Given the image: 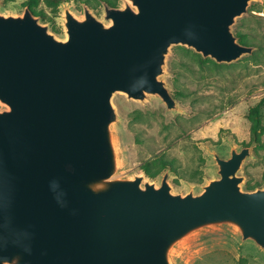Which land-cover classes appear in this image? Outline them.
<instances>
[{
    "label": "water",
    "instance_id": "water-1",
    "mask_svg": "<svg viewBox=\"0 0 264 264\" xmlns=\"http://www.w3.org/2000/svg\"><path fill=\"white\" fill-rule=\"evenodd\" d=\"M104 4L105 25L63 8L57 39L26 8L0 14V264H171L174 247L228 226L264 249V189L243 192L251 155L213 154L217 179L173 194L119 177L112 97L176 102L160 79L173 46L230 64L253 48L231 32L252 0H127Z\"/></svg>",
    "mask_w": 264,
    "mask_h": 264
},
{
    "label": "rangeland",
    "instance_id": "rangeland-1",
    "mask_svg": "<svg viewBox=\"0 0 264 264\" xmlns=\"http://www.w3.org/2000/svg\"><path fill=\"white\" fill-rule=\"evenodd\" d=\"M27 0L0 1V14L20 16ZM123 8L127 0H116ZM104 2L99 0H66L58 13L40 4L30 9L57 39L66 38L63 8L82 19L84 9L105 25ZM245 36L246 46L253 48L230 64H217L184 46H173L165 58L160 79L176 102V110H167L159 97L148 96L143 102L116 93L112 106L117 122L112 130L118 151L119 177L144 176V181L160 186L165 173L173 194L198 195L210 180L218 178L213 154L228 159L232 149L249 147L251 155L244 160L238 177L240 188L247 183L254 191L264 189V150L250 143L249 110L261 105L264 125V0H252L247 10L235 19L231 32ZM236 37V36H235ZM7 108L0 103V111ZM264 143V135L262 136ZM166 162V169L155 179L145 176V162ZM171 264H264V249L243 241L228 226L200 230L179 242L171 252Z\"/></svg>",
    "mask_w": 264,
    "mask_h": 264
},
{
    "label": "trees",
    "instance_id": "trees-1",
    "mask_svg": "<svg viewBox=\"0 0 264 264\" xmlns=\"http://www.w3.org/2000/svg\"><path fill=\"white\" fill-rule=\"evenodd\" d=\"M2 1V0H0ZM10 1V0H5ZM101 2L106 3L111 8L117 7L116 0H99ZM66 0H27L26 5L30 9H36L39 7L40 4L45 5L46 7H51L55 13H58V9L60 5L64 4ZM34 15H42L41 17L44 18L43 14L37 13L32 11ZM239 43L245 45L247 42L245 40V36L239 33L236 30L235 34ZM262 115H261V105H256L249 110L247 115V119L250 123V143H254L259 150H264V143L262 142V136L264 135V125L262 124ZM142 171L145 173V176L149 179H155L161 172L166 169H170V172L175 175V170L169 167V165L160 160L158 162L148 161L145 162L142 167ZM246 191H254V186L247 183L245 186Z\"/></svg>",
    "mask_w": 264,
    "mask_h": 264
}]
</instances>
